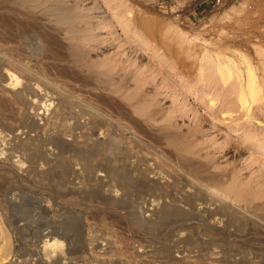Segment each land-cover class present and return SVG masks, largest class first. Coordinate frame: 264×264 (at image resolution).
<instances>
[{"label": "rangeland", "instance_id": "rangeland-1", "mask_svg": "<svg viewBox=\"0 0 264 264\" xmlns=\"http://www.w3.org/2000/svg\"><path fill=\"white\" fill-rule=\"evenodd\" d=\"M98 1L104 10L101 15L107 21L94 31L97 36L89 50L90 59L95 62L109 59L110 63L105 61L112 67V82L126 88V93L140 88L138 96L151 103L152 130L190 137L188 141L196 152L190 158L212 166V171L219 174L239 175V180L259 193L255 203L264 205V99L246 111L236 103L234 95L229 96L227 86L219 95L212 68L200 72L202 65L212 64L201 60L205 47L231 54L238 49L256 60V47L261 45L264 34V0H220L214 6L211 4L214 0H167L166 8L158 0ZM111 13H116L119 19L111 18ZM117 21L130 28V39L121 37L124 28H117ZM166 23L173 25L174 35L178 30L195 38L194 42L186 43L185 49L175 47L173 32L166 34ZM133 38L143 46H135ZM149 50L153 53L143 56ZM3 83L0 81V90L8 84ZM90 87L82 89L120 101L114 93ZM30 97H26L30 104H26L27 111L19 112L17 119L10 116L20 127L13 132L0 127L4 130L0 148L5 149V155L0 156V246L5 237L11 245V255L0 247V264H264V223L254 221V224L251 217L244 218L241 213L220 215L218 222H212L205 209L211 204L209 198L190 200L188 195L192 191L182 174L174 178L165 173L161 180L167 181L165 176H170L167 188L137 192L124 189L109 176H100L106 173L99 163L95 168L85 169L84 161L73 150L85 144L102 149L103 157L111 159L117 152V155L124 152L122 140H112L115 133L105 126L102 130L90 129L91 116L81 102L65 111L39 114L43 110L41 103ZM26 116L38 123L37 129L33 131L22 124ZM19 139L29 148H17ZM162 148L174 155L170 147ZM149 154L145 157L144 151L134 152L130 160L133 178L138 180L147 171L152 181L160 179L158 163L153 159L156 154ZM17 159L24 162L23 166L14 162ZM60 160L68 170L64 181L55 173ZM11 165L13 169L9 168ZM7 167L17 176L5 174ZM91 191L96 193L95 197L88 196ZM162 202L183 209L186 213L181 221L188 218L185 223L196 222L193 219L202 218L207 227L223 229L227 237L215 239L206 226H200L199 232L183 229L184 223L178 220L159 226ZM126 207H132L134 216ZM136 219L153 230L137 229ZM56 227L60 229L58 232ZM55 246L57 251L52 252Z\"/></svg>", "mask_w": 264, "mask_h": 264}, {"label": "bare ground", "instance_id": "bare-ground-1", "mask_svg": "<svg viewBox=\"0 0 264 264\" xmlns=\"http://www.w3.org/2000/svg\"><path fill=\"white\" fill-rule=\"evenodd\" d=\"M88 1L89 3H87ZM115 5H118L117 2ZM101 13H104V10H102V5L98 0H0V81L8 83L5 86L2 85L3 87L0 90V127L10 132L20 127V125L17 126L14 124L12 119H17L15 116H17L19 112V114H21V112L23 113L28 109L26 108L29 103L26 98L28 95H31L30 100H34L33 102L37 103L39 101L41 103L43 110L39 112V114H48L47 112L50 110L51 113L53 111H65L72 108L74 104L76 106L75 102H81L88 112L87 114L91 116L92 128L90 127V129L102 130L105 126L107 129H111L113 134L115 133L114 137L112 136L111 139H121L122 145H124L122 147L124 152H120L119 155H117V152L116 156L111 159L103 157L104 154L102 153V149L96 147L89 148L86 147L85 144L79 147L76 146L77 150L73 151L78 153L80 158H82L85 169L92 168L99 163L100 168L102 166L106 173L105 175L100 174V176H109L111 180L121 184L124 189H132L137 192H154L164 189L170 177L165 176L166 178L168 177L167 181H162L165 173L168 175L172 174L174 178L175 175L179 177L182 174L186 179L189 190L192 191L191 194L188 195L190 200L195 201L196 198L198 199L200 196L209 198L211 204L207 205L205 209H208L210 213L208 215H210V219L213 220L212 222H218L221 219L220 215L239 213V215L242 214L244 218L245 216H248V218L251 217L253 222L264 223V216H262L264 205L255 203L259 193H254L247 184L243 183L244 181L242 182L239 180L237 178L239 175L235 176L236 174H233V176H227L224 175V173L219 174L212 171V166L210 167L206 163L196 162L190 158V155H194L196 152L193 151L195 146L191 147L193 143H189L188 140H190V137H187V135L186 137L189 139L175 132L172 133L173 131L164 132L161 129L152 130L151 127L154 121V115L149 110L151 103L142 100L141 97L138 96L141 91L140 88L126 93V88L123 89L122 85L117 84L116 86L112 82V67L107 65L108 62L105 61L107 59L97 62L90 59L89 50L93 48L92 45L95 43V38L97 36L94 31L102 27L104 24L103 22L107 21V17L101 15ZM128 13H130V11ZM111 14H113L110 15L111 18L119 19L116 13ZM118 27L119 29L121 27L124 28L120 31L122 34L121 37L131 38L132 34L129 32L130 28L128 29L121 21H117V28ZM165 28V30H167L166 34H169L167 33L168 31H172L174 35L175 29L173 25L166 23ZM126 40L127 39H125V41ZM194 40L195 38H189L186 36V33H181L178 30L177 34L172 37V43L175 47L180 49H185V44L194 42ZM129 43L132 44V42ZM133 44H135V46L142 45V43L135 39L133 40ZM256 48L258 58H256V60L238 49H234V54H231L230 51V53H228L227 51H221L216 48L208 49L207 47H205L201 57V60H206L209 64L212 62L211 65L206 67L202 65L200 72L203 74L205 69L212 68L211 71L213 75H216L219 84V95L222 96L221 93L227 86L226 89L227 92H229V96L231 97L234 95L235 98L233 99H235L236 103L246 111L250 110L253 103L255 104L262 98L264 99V34L261 45ZM148 52L149 53L143 56H148L153 53L150 50ZM212 54H214V56H211ZM81 72H84L88 76L83 75ZM92 86H98L108 91V93L116 94L118 99L120 98V101L110 97H103V93V96L93 94L92 92L86 93V91L82 89L86 87L92 88ZM17 88H19V90H17ZM24 91L26 92L25 94H23ZM43 92H45V96H42ZM84 93L88 95H84ZM33 97H36V100ZM56 99L58 102L55 103ZM30 103H32V101ZM218 103H220V101H218ZM113 112H115V114H113ZM10 116H13V118L10 119ZM19 116L21 118V115ZM29 118L31 119V117ZM21 122L23 125L29 127L30 130L35 129L38 124L33 119L29 120L27 116L25 119L21 120ZM4 130H0V141L2 144L4 143V137H2ZM252 144H255V142ZM164 145L170 147L174 155L169 154V150L166 152V149L162 148ZM16 146L19 149L29 148L28 146V148H26V142L20 139ZM3 148H0V156L1 154L5 155V149ZM11 151H14L13 153L16 152L15 150ZM106 151L108 154V150ZM137 151H144L145 157L150 152L156 154V158H152L158 163L157 167L160 169V173L157 174L159 177L161 175L159 180L152 181L149 178V174L146 173L147 171L142 173V176L138 180L132 177L130 160L133 159V154ZM17 152L19 153V151ZM170 153L172 152L170 151ZM18 155L20 156V154ZM98 160L100 162H98ZM104 161L106 162L105 164H103ZM14 162L17 163L19 167L24 164V162L22 163L18 159ZM10 167H12V165L9 166V168ZM9 168L7 167L5 174L11 177L17 176L14 170H12L13 167L12 169ZM55 169V173H58L60 176L59 178L63 180L68 173L67 166L60 160ZM150 169L149 172L151 171ZM1 176L2 175H0V177ZM9 179L7 180L9 181ZM250 186L253 188L252 185ZM95 194V192L91 191L88 193V196L95 197ZM152 201L154 202V200ZM191 204L193 203L191 202ZM215 204L216 206L213 207L212 205ZM126 208H129V214L134 216V212L131 209L132 207ZM160 213L161 218L159 226L167 222L169 224V222L173 220L181 221L180 219H184L186 212L170 202H164L161 206ZM186 220H188V218H185V221H181L184 223L182 225V227H184L183 229L188 228L198 231L200 226L207 225L206 221L202 218L193 219V221L196 222L187 221V223H185ZM31 221H33L32 218ZM255 222L254 224H256ZM52 225H54V223ZM134 225L139 230L148 232L153 230V227L146 226L144 221L137 219ZM57 228L58 227H56V229ZM58 230L60 229L58 228L57 232ZM206 230L208 233L210 232L213 236H216L215 239L220 241L227 237L226 232L222 231L223 229L217 230L210 225L208 227L206 226ZM62 231L63 229H61V232ZM51 238H53L52 235L50 240ZM4 241L2 247L0 246L1 250L6 253V255H11L10 240L5 237ZM44 247L45 243L43 240V249H41L43 253L46 251ZM51 250L52 252H56V246ZM35 253L37 254V252ZM4 255L5 254H3V257ZM47 255L48 254H44V256Z\"/></svg>", "mask_w": 264, "mask_h": 264}, {"label": "built area", "instance_id": "built-area-1", "mask_svg": "<svg viewBox=\"0 0 264 264\" xmlns=\"http://www.w3.org/2000/svg\"><path fill=\"white\" fill-rule=\"evenodd\" d=\"M158 1H159V4L161 7H164V8L167 7V2H168L167 0H158ZM219 3H220V0H214L211 4L214 6V5L219 4Z\"/></svg>", "mask_w": 264, "mask_h": 264}]
</instances>
